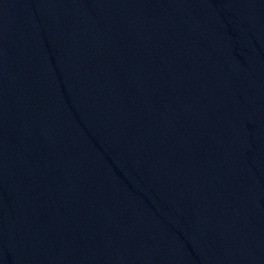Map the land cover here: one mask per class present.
<instances>
[{
    "label": "water",
    "instance_id": "water-1",
    "mask_svg": "<svg viewBox=\"0 0 264 264\" xmlns=\"http://www.w3.org/2000/svg\"><path fill=\"white\" fill-rule=\"evenodd\" d=\"M0 264H264V0H0Z\"/></svg>",
    "mask_w": 264,
    "mask_h": 264
}]
</instances>
